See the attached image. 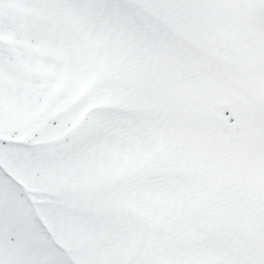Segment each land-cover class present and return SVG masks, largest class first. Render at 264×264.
<instances>
[{"label":"snow or ice","instance_id":"6c2138e0","mask_svg":"<svg viewBox=\"0 0 264 264\" xmlns=\"http://www.w3.org/2000/svg\"><path fill=\"white\" fill-rule=\"evenodd\" d=\"M0 264H264V0H0Z\"/></svg>","mask_w":264,"mask_h":264}]
</instances>
